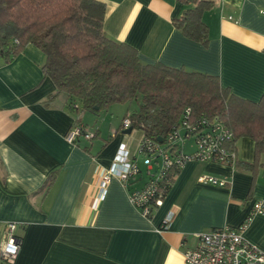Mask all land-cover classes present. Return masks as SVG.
<instances>
[{"label":"crops","instance_id":"obj_1","mask_svg":"<svg viewBox=\"0 0 264 264\" xmlns=\"http://www.w3.org/2000/svg\"><path fill=\"white\" fill-rule=\"evenodd\" d=\"M99 1L106 35L129 44L142 62L216 75L234 95L252 101L264 94V0H210L202 13L206 46L173 23L194 3ZM43 63L44 53L31 43L9 61L0 56V247L7 223L17 225L21 239L11 264H183L198 233L239 226L252 203L264 199V154L256 160L249 137L236 141L237 165L186 162L149 217L116 177L101 191L121 143L141 170L133 186L146 181L136 136L122 134L121 124L107 132L95 124L91 141L68 143L65 133L87 125V112L68 109L63 94L52 96L56 88ZM202 174L227 183L198 181ZM243 235L264 250V216L254 215Z\"/></svg>","mask_w":264,"mask_h":264},{"label":"trees","instance_id":"obj_2","mask_svg":"<svg viewBox=\"0 0 264 264\" xmlns=\"http://www.w3.org/2000/svg\"><path fill=\"white\" fill-rule=\"evenodd\" d=\"M180 1L195 6L184 10L174 25L206 46L208 26L202 13L212 1ZM105 14L99 0H0V56L9 61L27 44L35 45L44 53L43 73L55 85L52 96L65 95L68 109L98 115L113 103H135L136 109L122 120L129 118L142 137H161L172 151L177 145H167V135L185 119L186 108L189 118L218 116L233 132L236 152V141L249 137L258 161L264 154V94L252 101L234 95L216 75L142 62L133 47L106 35ZM179 171L173 166L160 179L163 197ZM155 207H150L151 214Z\"/></svg>","mask_w":264,"mask_h":264},{"label":"built area","instance_id":"obj_3","mask_svg":"<svg viewBox=\"0 0 264 264\" xmlns=\"http://www.w3.org/2000/svg\"><path fill=\"white\" fill-rule=\"evenodd\" d=\"M190 109L184 111L185 119L168 133L167 145L175 146L172 151L166 149L161 142L141 137L137 144L136 153L141 157L147 175L146 181L140 187L133 184L141 173L136 157L131 158L124 143L118 147L109 169L102 176L100 190L103 191L112 177H116L125 187L128 198L139 212L148 217L152 205H160L163 199L160 179L165 172L175 166L182 168L188 161H215L223 164H235L237 152L231 146L233 132L226 127L218 116L201 115L189 118ZM130 119L124 118L121 129L130 127ZM184 127L183 138L191 135L195 138V148L190 153L183 152V139L179 127ZM65 140L77 144L79 139L91 141L95 132L82 123L74 124L64 135ZM136 156V155H135ZM198 181L213 185H226L222 177L202 174ZM254 215L264 216V199H257L252 203L249 214L237 227L222 226L197 234V242L193 248L185 250L183 264H264V250L248 241L243 230L248 226ZM165 218L162 226L169 223ZM17 225L7 223L5 227L3 244L0 247V261L13 263L21 244L16 235Z\"/></svg>","mask_w":264,"mask_h":264},{"label":"rangeland","instance_id":"obj_4","mask_svg":"<svg viewBox=\"0 0 264 264\" xmlns=\"http://www.w3.org/2000/svg\"><path fill=\"white\" fill-rule=\"evenodd\" d=\"M136 107L137 105L135 103L128 105L126 103L118 102L111 104L106 111L100 112L98 115L89 114L88 112L86 114L84 113L85 118L87 120L86 126L92 129L94 128L93 125L97 124L102 131L107 132V130H110V127H113L114 129V127L120 125L124 115L130 112L131 110L136 109ZM95 120L97 123H94ZM179 130L183 139V152L187 153L191 151L193 147L195 148V138L193 135L183 138L184 127L180 126ZM128 136H136V144H138L142 134L139 129H133L132 132L128 134ZM143 175L147 177L145 172L143 173Z\"/></svg>","mask_w":264,"mask_h":264},{"label":"water","instance_id":"obj_5","mask_svg":"<svg viewBox=\"0 0 264 264\" xmlns=\"http://www.w3.org/2000/svg\"><path fill=\"white\" fill-rule=\"evenodd\" d=\"M131 131H132V127L130 126V127L126 128V129H122L121 132H122V134H130ZM157 140L159 142H162L163 141L161 137H158Z\"/></svg>","mask_w":264,"mask_h":264}]
</instances>
